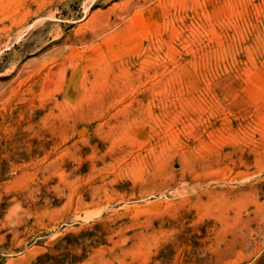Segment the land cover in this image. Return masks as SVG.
Returning a JSON list of instances; mask_svg holds the SVG:
<instances>
[{"label":"rangeland","instance_id":"374dc122","mask_svg":"<svg viewBox=\"0 0 264 264\" xmlns=\"http://www.w3.org/2000/svg\"><path fill=\"white\" fill-rule=\"evenodd\" d=\"M0 264H264V0H0Z\"/></svg>","mask_w":264,"mask_h":264}]
</instances>
